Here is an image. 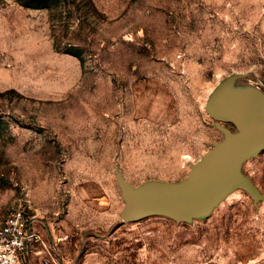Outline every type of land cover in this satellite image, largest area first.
I'll use <instances>...</instances> for the list:
<instances>
[{
	"label": "rangeland",
	"instance_id": "374dc122",
	"mask_svg": "<svg viewBox=\"0 0 264 264\" xmlns=\"http://www.w3.org/2000/svg\"><path fill=\"white\" fill-rule=\"evenodd\" d=\"M38 1L0 0V226L26 209L41 237L21 264H264V199L121 224L116 174L180 182L237 132L206 104L231 75L264 93V0ZM242 173L264 196V151Z\"/></svg>",
	"mask_w": 264,
	"mask_h": 264
},
{
	"label": "water",
	"instance_id": "95a60500",
	"mask_svg": "<svg viewBox=\"0 0 264 264\" xmlns=\"http://www.w3.org/2000/svg\"><path fill=\"white\" fill-rule=\"evenodd\" d=\"M244 78L241 74L225 78L209 96L207 114L216 122L234 125L237 132L217 125L224 140L190 164L185 180L149 181L134 187L116 172L125 202L121 224L154 216L178 224L206 220L237 189L248 192L255 203L264 199L242 173L244 163L264 151V93L243 84ZM237 83L241 84L238 88Z\"/></svg>",
	"mask_w": 264,
	"mask_h": 264
},
{
	"label": "built area",
	"instance_id": "2783aa9c",
	"mask_svg": "<svg viewBox=\"0 0 264 264\" xmlns=\"http://www.w3.org/2000/svg\"><path fill=\"white\" fill-rule=\"evenodd\" d=\"M40 240L31 212L26 209L14 211L0 226V264H21Z\"/></svg>",
	"mask_w": 264,
	"mask_h": 264
},
{
	"label": "trees",
	"instance_id": "16d2710c",
	"mask_svg": "<svg viewBox=\"0 0 264 264\" xmlns=\"http://www.w3.org/2000/svg\"><path fill=\"white\" fill-rule=\"evenodd\" d=\"M38 3L41 5V7H44L46 5V0H39ZM72 55H76V54H73V53H70Z\"/></svg>",
	"mask_w": 264,
	"mask_h": 264
},
{
	"label": "bare ground",
	"instance_id": "6f19581e",
	"mask_svg": "<svg viewBox=\"0 0 264 264\" xmlns=\"http://www.w3.org/2000/svg\"><path fill=\"white\" fill-rule=\"evenodd\" d=\"M235 87H236V85H235ZM237 88V87H236Z\"/></svg>",
	"mask_w": 264,
	"mask_h": 264
}]
</instances>
